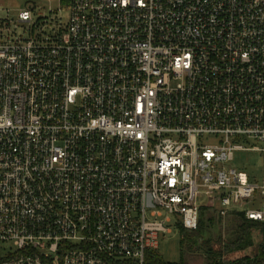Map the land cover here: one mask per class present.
I'll list each match as a JSON object with an SVG mask.
<instances>
[{
    "label": "built area",
    "instance_id": "2783aa9c",
    "mask_svg": "<svg viewBox=\"0 0 264 264\" xmlns=\"http://www.w3.org/2000/svg\"><path fill=\"white\" fill-rule=\"evenodd\" d=\"M202 208L264 224V0L0 19V264H148Z\"/></svg>",
    "mask_w": 264,
    "mask_h": 264
},
{
    "label": "rangeland",
    "instance_id": "374dc122",
    "mask_svg": "<svg viewBox=\"0 0 264 264\" xmlns=\"http://www.w3.org/2000/svg\"><path fill=\"white\" fill-rule=\"evenodd\" d=\"M69 3V0H0V19H4L8 16L10 19H16L18 14L24 10L29 9V7H36V14L38 16L48 15L49 10L56 11L60 8V5L65 8ZM63 18L68 17L67 11L62 13ZM262 164L263 159L258 152H236L234 155V160L228 165V168L235 169L238 171H244L248 174H253L255 177V182L260 183L262 176ZM254 210L260 209V204L256 203L250 206ZM213 215L214 221L209 224L206 222L208 228L203 239L207 240L210 238L211 243L215 246L214 242L217 240L228 241L233 238L232 234L236 229V224L234 218L226 214L222 216L219 214V210L212 209L209 212ZM166 216V215H165ZM171 222L168 224L171 231L170 233H161L157 239V250L156 253L160 256L165 264H180L181 262L185 264H204L205 255L202 250L190 249L194 246V240H186L183 252L181 251V241L183 239L182 232L178 226L175 224V217L171 218ZM254 235V247L247 250L244 253H236L229 255L228 258L234 259L242 255H249L251 258L257 254L258 247L263 241L259 238L257 232ZM215 248H217L215 246Z\"/></svg>",
    "mask_w": 264,
    "mask_h": 264
},
{
    "label": "trees",
    "instance_id": "16d2710c",
    "mask_svg": "<svg viewBox=\"0 0 264 264\" xmlns=\"http://www.w3.org/2000/svg\"><path fill=\"white\" fill-rule=\"evenodd\" d=\"M212 209L202 208L199 214L198 227L194 231H186L179 227L183 239L181 241V251L185 247L186 240H194V246L190 249L202 250L205 255L204 264H264V224L253 220H247L242 212L232 211L228 215L234 218L236 229L232 234L233 238L228 241L217 240L211 243L210 238L205 240L203 236L209 224L213 223L214 216L210 215ZM208 223V226L206 224ZM257 232L259 238L263 241L258 247L257 254L251 258L249 255H242L240 257L230 259L229 255L236 253H244L254 247V235ZM148 264H165L157 253H150L147 255ZM180 264H185L181 262Z\"/></svg>",
    "mask_w": 264,
    "mask_h": 264
}]
</instances>
